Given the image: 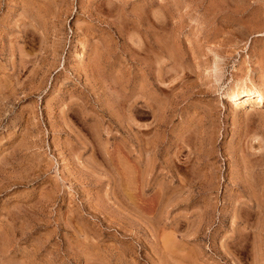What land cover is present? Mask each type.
Segmentation results:
<instances>
[{
  "label": "rangeland",
  "instance_id": "1",
  "mask_svg": "<svg viewBox=\"0 0 264 264\" xmlns=\"http://www.w3.org/2000/svg\"><path fill=\"white\" fill-rule=\"evenodd\" d=\"M251 82L264 0H0V264H264Z\"/></svg>",
  "mask_w": 264,
  "mask_h": 264
},
{
  "label": "bare ground",
  "instance_id": "2",
  "mask_svg": "<svg viewBox=\"0 0 264 264\" xmlns=\"http://www.w3.org/2000/svg\"><path fill=\"white\" fill-rule=\"evenodd\" d=\"M225 94L228 95L230 101L235 105L249 100L255 104H260L264 100V89L253 83L251 85L240 84V86H237L236 90L232 87H228L225 90Z\"/></svg>",
  "mask_w": 264,
  "mask_h": 264
}]
</instances>
